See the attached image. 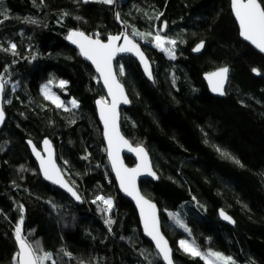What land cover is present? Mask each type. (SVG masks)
Wrapping results in <instances>:
<instances>
[{"label": "trees", "instance_id": "obj_1", "mask_svg": "<svg viewBox=\"0 0 264 264\" xmlns=\"http://www.w3.org/2000/svg\"><path fill=\"white\" fill-rule=\"evenodd\" d=\"M115 7L97 0H0L7 117L0 132V264H15L21 218L22 235L52 253L56 264H163L111 171L96 110L104 89L67 39L73 30L103 41L119 33ZM119 16L129 35L151 33L132 36L151 63V78L131 57L117 63L131 100L121 128L151 155L159 181H143L141 190L160 210L175 264H206L181 249L180 240L235 264H264V57L241 41L230 0H122ZM159 19L169 26L165 38L176 41L164 46L175 58L152 40ZM200 42L203 53L192 55ZM220 67L230 68L223 99L211 96L203 81ZM53 76L67 82L53 91L67 105L75 99L78 108L64 111L44 99L41 88ZM45 138L83 205L43 181L26 140L40 147ZM97 196L113 201L110 213L92 202ZM220 210L233 218V227L221 222Z\"/></svg>", "mask_w": 264, "mask_h": 264}, {"label": "snow or ice", "instance_id": "obj_2", "mask_svg": "<svg viewBox=\"0 0 264 264\" xmlns=\"http://www.w3.org/2000/svg\"><path fill=\"white\" fill-rule=\"evenodd\" d=\"M84 2H88V0H84ZM97 2L105 5H113L116 3V0H97ZM231 6L235 18L239 23L241 36L246 41L251 42V44L261 52H264V0H231ZM160 15H163V13H160ZM30 22L36 23L34 20H31ZM163 27L167 28V24L165 23ZM132 36H140L143 39L147 36H151V33H142L133 30L131 35L126 32L118 35H109L107 42H104L99 38L94 39L87 36L83 32L73 31L68 35L67 39L77 45L80 50V54L87 60L91 61V63L95 66L96 71L103 79L104 86L107 88L108 95L111 97V102L109 103L105 100H99L97 101V104L100 107L101 120L104 122V134L108 142V153L111 159L112 168L119 180L120 188L126 192L127 195L132 196L140 207L145 233L155 242L156 249H158L159 254L167 262V264H172L171 248L169 247L167 240H165L164 236L160 232L159 219L156 214L155 205L144 199L136 188V177L142 172L146 171L149 175L155 176V173L151 171V165L147 159V152L142 146L133 148L120 134L117 125L118 106L121 103L128 104L130 101L125 94L123 85L113 72L112 61L115 59L116 55L118 53L136 54L145 65V71L147 72L149 78H151L152 75L143 52L140 50L138 43L133 40ZM152 40L155 41L156 47L160 48L162 51H168L169 55L172 58H175L172 50L164 47L166 44L174 46L176 44L175 40L166 39L164 36L159 34V32L152 36ZM203 46V42H201L194 49V51L199 52ZM15 49L16 45L12 44L11 50L13 51V54H15ZM253 71L259 75V71L257 69H253ZM119 72L120 75H123L122 66ZM228 72L229 69L224 67L207 77L209 82L213 85L212 90L217 92L219 95L225 94L223 83L227 79ZM66 83V81L61 80L59 82V86L64 88ZM5 84L6 82L3 77H0V94H3ZM44 96L46 99H50L57 108H63L64 111L70 110L58 96L49 92L47 86L44 88ZM70 103L72 108L79 107V104L75 99H73ZM4 118V111L2 107H0V124H3ZM29 143H31V141H29ZM44 145L45 150L48 151L47 160H45L41 153L36 150L34 145L33 152L35 153L37 159L40 160V166L45 179L52 181L54 184H59L60 187L65 188L72 197L76 200H80V196L77 192L63 180L61 169L57 167L53 161L50 142L45 140ZM123 146H127L129 151L137 153L140 157L141 164L137 168L129 169L124 166L123 161L120 158V150ZM216 151L226 158L233 159L235 163H240V161L232 157L230 153L220 149L219 147H216ZM97 201L102 202L106 206V209L102 211L110 213L113 207V201L110 198L97 196L92 202L96 203ZM170 215H172L175 223L180 228L190 232L187 225L178 215ZM220 215L223 219L234 223L232 218L226 215L223 211H221ZM23 222V218H21L15 229V240L19 245V250L16 252L14 257L15 264H47L50 260L52 261V264H56L55 260L52 259V253L44 251L38 244L33 245L24 235H22L21 226L23 225ZM106 223L109 225V230L111 231L110 226L113 221L109 219ZM179 245L180 248L189 255L205 260L206 264H235L230 256H225L222 253L214 251H209L205 254L194 243H190L187 240H180ZM65 254L70 255L69 253Z\"/></svg>", "mask_w": 264, "mask_h": 264}, {"label": "water", "instance_id": "obj_3", "mask_svg": "<svg viewBox=\"0 0 264 264\" xmlns=\"http://www.w3.org/2000/svg\"><path fill=\"white\" fill-rule=\"evenodd\" d=\"M121 1H122V0H116V3H115V5H116V7H115V12H116V14H115V21H116V24L118 25V27L121 29V31H120L119 33H117V34H114V35L122 34V33H125V32L127 33L126 26L121 22V20H120V16L117 15V14H119V6H120ZM230 3H231V0H230ZM231 11H232V15H233V17H234V20H235V22H236V24H237V26H238V28H239V23H238V21H237L236 18H235V15H234V12H233L232 6H231ZM165 23H166V22H164V23L162 24V33H163V34L166 33V29H167V28H164V27H163V25H164ZM166 24H167V23H166ZM73 31H78V30H73ZM73 31H72V32H73ZM79 32H81V31H79ZM84 34H85V33H84ZM85 35H87V34H85ZM239 35H240V39H241V41H242L243 43L249 45V46H250L252 49H254L258 54H260L261 56L264 57V52H261V51H260L259 49H257L254 45H252L251 42L246 41V40L241 36V34H240V28H239ZM87 36H90V37H92V38L95 39V37H93V36H91V35H87ZM100 40H101V39H100ZM133 40H134L136 43H138V45H139V47H140V50L143 52V54H144V56H145V58H146V60H147L148 67H149V69H150V71H151V74H152V66H151V63H150L149 59L147 58V56H146L145 52L143 51V49H142L141 45L139 44V42H138L137 40H135L134 38H133ZM102 41H103V40H102ZM104 42H107V39H106ZM121 43H122V41H121ZM200 43H201V42H200ZM200 43H198L197 45H195V47L191 50V54H192V55H194V56H200V55L203 53V51H204V49H205V42H203V45H204V46H203V48H201V50H200L199 52L194 51V49H195ZM69 45H70V47H71L72 49H74L75 51H77L78 54L80 55L81 59H82L84 62H86V63H87L92 69H93V71L95 72V74H96V76H97V78H98L99 83L101 84L102 88L104 89L106 101L110 103V102H111V97L108 95V90H107V88L104 86L103 79H102V77H100V74L96 71L95 66L91 63V61L87 60L84 56H82V55L80 54V50H79V48L77 47V45L73 44L70 40H69ZM127 57H131V58H133L134 60H136V61L138 62V64H139V66H140V68H141L143 74H144L146 77H149L148 74H147V72L145 71V65L141 62L140 58H139L136 54H134V53H118V54L116 55L115 59L112 61V66H113V72L116 74L117 79H118L119 81H120V79H119V75H118V73H117V63H118L121 59H123V58H127ZM221 68H224V67H220V68H218V69H216V70H214V71H211V72L205 73V74L203 75V81H204V83L206 84V86H207V88H208V91H209V93H210L211 96H213V97H215V98L223 99V98L226 97V91H227V87H228V84H229V73H230V68L227 67V68L229 69V72H228V74H227V79H226V80L224 81V83H223V89H224V93H225L224 95H219L217 92H214V91L212 90V87H213L212 83H210L209 80L207 79V77H208L210 74L219 71ZM253 75H254L255 77H260V76H261L260 73H259V75H257V73L254 72V71H253ZM151 76H152V75H151ZM120 83L123 85V87H124V91H125V94L127 95L128 99H129V101H130V103H128V104H123V103H121V104L118 106V108H117V112H118L117 125H118V128H119V132H120V134L124 137V139H126V140L129 142V144H130L133 148H136V147H139V146H135V145H133V144L131 143V141H130V140L124 135V133H123V131H122V128H121L122 111H123L124 109H129V108L131 107V100H130V98H129V95H128V93H127V90H126L124 84H123L121 81H120ZM4 94H5V90H4L3 94H0V107H2L3 111H4ZM99 100H104V99H98L97 101H99ZM97 101H96L97 116H98V120H99V122H100V124H101V126H102V129H103V138H104V142H105V146H106V151H107V159H108V162H109V165H110L111 171H112V173H113V176H114V178H115V181H116V184H117V188H118V190H119L121 196H122L124 199L129 200V201L133 204V206L135 207L136 212H137V214H138L139 221H140V227H141V230H142V233H143V237H144V239H146L148 242H150V243L153 245L155 251L158 253V255L160 256V258L162 259L163 264H167V262H166V261L162 258V256L159 254L158 249H156V247H155V242H154L153 240H151V238H150V237L145 233V231H144V224H143V219H142V217H141V213H140V207L138 206L136 200L133 199L132 196L127 195V193L124 192V191L120 188L119 180L117 179V177H116V173H115L114 169L112 168L111 159H110V157H109V153H108V142H107V138H106V136H105V134H104V133H105L104 122L101 120V117H100V107H99V105L97 104ZM4 117H5V118H4V122H3V124H0V132H1L2 128H3V126H4L5 121H6V118H7V117H6V113H5V111H4ZM45 140H48V141L50 142V148H51V152H52V159H53V161L55 162V164L57 165V167H59V168L61 169V173H62L63 180L66 181L67 184H68L70 187H72L74 191L77 192V190H76V189H75V188L69 183V181H68V179H67V177H66V175H65V173H64V171H63V169H62V167L60 166V164H59V162H58V160H57V152H56V148H55L53 142H52L49 138H45V139H43V141L41 142L40 147H37V146H36L31 140H26V144H27V146H28V148H29V150H30V152H31V155H32L33 159L35 160V162H36V164H37V166H38V169H39V172H40V175H41L43 181H45L47 184H49V185L52 186L53 188L59 189L60 191H62L63 193H65V194H66V195H67V196H68V197H69V198H70V199H71V200H72L77 206H81V205H83V199H82V197L80 196V194H79L78 192H77V194L80 196V200H76L74 197H72L71 194H70L65 188L60 187L59 184H54V183H52V181H50V180H48V179H45L44 174H43V171H42L41 166H40V160L37 159L35 153L33 152V145H34V146L36 147V150L39 151V152L41 153V155L44 157L45 160H47V158H48V151L45 150V145H44V141H45ZM29 141H31V143H29ZM142 147H143L144 150L147 152V159H148V161L150 162V165H151V171H152L153 173H155V176L149 175L146 171H145V172H142L140 175H138V176L136 177V188H137V190L139 191L140 195H142V196L144 197V199L148 200L151 204H154V205H155L156 214H157V217H158V219H159L160 232H161V234L164 236L165 240H167L168 245H169V247L171 248V259H172V264H175L173 248L171 247L170 242H169V240L167 239V237L165 236V234H164V232H163V229H162V221H161V213H160V210H159L157 204H156L155 202H153L152 200H150L146 195H144L143 192H142V190H141V182H143V181H150V182H153V183H157V182L159 181V177H158V175H157V172L155 171V168H154V165H153V161H152L151 155L149 154L148 150H147L144 146H142ZM125 157H129V158L133 159L134 162H135V166L131 167V166L127 165L126 160H125ZM120 158H121V160L123 161L124 166L127 167V168H129V169H131V168H137V167L141 164V159H140V157L137 155V153L132 152V151H129L127 146H123V147L121 148V150H120ZM221 211H223L226 215L230 216V215H229L227 212H225L224 210H220V211H219V215H220ZM230 217H231V216H230ZM231 218H232V217H231ZM220 220H221V222L224 223L225 225L232 226V227L235 225V222H234V223L229 222V221L223 219V217H222L221 215H220ZM232 221H234L233 218H232ZM18 250H19V245H18Z\"/></svg>", "mask_w": 264, "mask_h": 264}, {"label": "rangeland", "instance_id": "obj_4", "mask_svg": "<svg viewBox=\"0 0 264 264\" xmlns=\"http://www.w3.org/2000/svg\"><path fill=\"white\" fill-rule=\"evenodd\" d=\"M135 37H139V36H135ZM121 66H122L121 64H118L119 70H120ZM122 67H123V66H122ZM123 74H124V71H123ZM61 80H62V79H58V78H56V77L53 76V77L51 78V80H50L49 83L44 84V85L42 86V88H41V93H42V96L44 97L45 100L52 102L50 99H46L45 96H44V88H45V86H47V88H48V90H49V92H50L51 94L57 96V94L53 91V88H54V87H56L57 89H58V88H61V87L59 86V82H60ZM63 81H64V80H63ZM66 84H67V83H66ZM103 99L106 101V98H103ZM60 100H61V99H60ZM54 105H55V104H54ZM65 105L71 107V103H69V105H67V104H65ZM71 108H72V107H71ZM64 173H65V171H64Z\"/></svg>", "mask_w": 264, "mask_h": 264}, {"label": "flooded vegetation", "instance_id": "obj_5", "mask_svg": "<svg viewBox=\"0 0 264 264\" xmlns=\"http://www.w3.org/2000/svg\"><path fill=\"white\" fill-rule=\"evenodd\" d=\"M159 22L161 21V19L158 20ZM164 22L166 21H161V23L163 24ZM167 23V22H166ZM157 28H158V25H157ZM168 31H169V26H168V23H167V29H166V33H162V25H160V27L157 29V33L159 32V34H161L162 36L164 37H168ZM173 52V51H172Z\"/></svg>", "mask_w": 264, "mask_h": 264}]
</instances>
